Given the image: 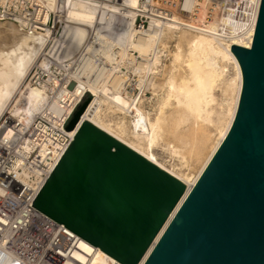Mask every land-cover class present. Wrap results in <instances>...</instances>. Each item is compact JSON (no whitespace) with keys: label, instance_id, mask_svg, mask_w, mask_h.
I'll use <instances>...</instances> for the list:
<instances>
[{"label":"bare ground","instance_id":"obj_1","mask_svg":"<svg viewBox=\"0 0 264 264\" xmlns=\"http://www.w3.org/2000/svg\"><path fill=\"white\" fill-rule=\"evenodd\" d=\"M261 2L177 0V6L165 7L169 14H159L142 0H65L62 36L52 44L49 42L53 36L51 27L32 34L14 23L0 20V31H9L7 43L4 39V44H0V119L8 110L0 123V146L11 145L9 141L47 103L59 114L63 108L71 111L78 99L90 93L94 98L81 122H93L187 185L186 193L157 236V242L234 121L243 73L231 48L235 44L252 46ZM153 3L162 5L160 0ZM47 6L44 21L49 20L50 11L58 12L60 8L56 0H48ZM196 9L198 14L194 12ZM140 13L148 16V28L138 26ZM172 41L176 42L174 46ZM60 52L79 67L73 74L74 86L57 91L53 98L49 93L53 88L46 84L38 86L30 81L24 89L36 59L39 58L35 67L50 66L48 54L62 63ZM229 66L234 68L235 75L227 74ZM159 76L163 77L162 82L157 80ZM131 84L141 93L130 96ZM217 88L222 92V99L215 106ZM144 90H152L153 98L158 100L153 111L144 106L148 102ZM206 124L213 125L219 137L212 143L195 177L170 169L158 159L153 146L168 131L180 144V148L175 147L177 152L187 150L190 158H200L211 135L200 136L197 131ZM69 131L74 135L77 129ZM187 159L184 158L185 162ZM153 246L139 264H144ZM76 255L90 264H122L84 238Z\"/></svg>","mask_w":264,"mask_h":264},{"label":"water","instance_id":"obj_2","mask_svg":"<svg viewBox=\"0 0 264 264\" xmlns=\"http://www.w3.org/2000/svg\"><path fill=\"white\" fill-rule=\"evenodd\" d=\"M231 50L243 73L234 121L157 242L186 183L89 120L38 193L36 209L122 264H139L153 244L144 264H264V0L252 46Z\"/></svg>","mask_w":264,"mask_h":264},{"label":"built area","instance_id":"obj_3","mask_svg":"<svg viewBox=\"0 0 264 264\" xmlns=\"http://www.w3.org/2000/svg\"><path fill=\"white\" fill-rule=\"evenodd\" d=\"M47 1L0 0V20L14 23L32 34L51 27L53 36L49 42L52 44L62 36L64 22L61 15L66 8L63 6L65 0H56L59 11H50L49 20L44 21V13L48 12ZM160 1L161 6L154 5L153 0H142V3L151 9L154 7L159 14H169L165 7L178 4L177 0ZM139 19L143 27L149 23L147 15L140 13L137 22ZM61 54L62 63L48 54L46 59L51 61L50 66H36L30 75L34 85L46 84L53 88L49 92L51 98L61 89H71L76 83L73 74L79 70L77 64L70 63L69 57L58 53ZM87 98L91 100L94 96L89 93L73 106L68 103L71 111L63 108L59 114L47 103L9 141L11 145L0 146V264H90L89 260L83 261L76 255L81 251L82 237L34 205L41 188L74 140L76 133L73 135L67 124ZM79 126L80 123L75 129L78 130Z\"/></svg>","mask_w":264,"mask_h":264},{"label":"rangeland","instance_id":"obj_4","mask_svg":"<svg viewBox=\"0 0 264 264\" xmlns=\"http://www.w3.org/2000/svg\"><path fill=\"white\" fill-rule=\"evenodd\" d=\"M3 22H7V21H3ZM137 23H138V26H142V21L140 19L138 20ZM148 27H149V23L148 24L146 23L145 24V28H148ZM0 34H1L0 35V44L2 43V40H4V39H5V41H3V42L4 43H7L8 39H9V36H8L9 35V31L8 30H5V29L4 30L1 29ZM4 43H2V44H4ZM175 44H176L175 41H172L171 42V45L172 46H174ZM36 60L38 62L39 58L36 59ZM40 60H41V58H40ZM37 62H36V64H37ZM35 65H33L30 68L29 72H28L29 75L27 76V78L25 80L24 89L26 87L25 85H27L30 82V75L34 71ZM227 69H228L227 70V74L229 76L230 75H232V76L235 75V70H234V68H232V66H229ZM231 73H233V74H231ZM130 77H131V75L129 76V78ZM157 80L160 81V82H162L163 81V77L162 76H159ZM132 85H135V84H131V86L128 88V91H129V95L130 96H135V95L141 93L140 89L134 88V86H132ZM143 95L145 97H147V101H148V102L145 101L144 106L148 110L153 111L158 106V100L157 99L155 100V98H153L152 90L151 91L150 90H148V91H145L144 90L143 91ZM216 95H217L218 101H217V103H214L215 106L218 105V102L221 101V99H222V92H221L220 88H217ZM150 98H151L152 101L150 100ZM153 106H156V107L154 108ZM7 111L8 110H6L5 113L3 114V116L1 117L0 123L3 121V119L5 118V116H7V114H6ZM217 116L218 115H215V118H217ZM128 120H130V118ZM203 127H204V129L202 130ZM203 127L202 128H199L200 131L199 130L197 131L198 132V135L201 136L202 134H205V135L207 134V135H211V136L209 137L210 140H208L207 143H206L207 146L205 145L206 146L205 147L206 149H204L203 152H202V154L199 155L200 158L199 157L198 158L196 157L197 160H196L195 157H194V159L190 158V156H189L190 153H188L187 150H181L180 152H177L175 150L176 149L175 147L176 146L179 147L180 144L177 141V139L171 134V132L168 131L153 146L154 147L153 148L154 152L157 154V157H159L158 159L161 162L163 161V163L168 168H170V169H175L176 171L182 172V173H184V175H187L189 177H191V176L192 177H195L198 174V172L200 171V169L202 167V164L205 161V159L207 158L209 152L211 151V147L213 146L212 143L214 144L217 141L218 137H219V134H218V132L216 131V129H215V127L213 125L206 124ZM203 132H205V133H203ZM184 155H186V157H184L185 159H187V157H189V161H188V159H187L188 162L186 161L188 163L187 165H184V164H186V162H185V160L183 158ZM190 159H192L191 162H190ZM183 160H184V162H183ZM189 162H190V164H189ZM178 168H180L181 170H179Z\"/></svg>","mask_w":264,"mask_h":264},{"label":"snow or ice","instance_id":"obj_5","mask_svg":"<svg viewBox=\"0 0 264 264\" xmlns=\"http://www.w3.org/2000/svg\"><path fill=\"white\" fill-rule=\"evenodd\" d=\"M254 47V46H253Z\"/></svg>","mask_w":264,"mask_h":264}]
</instances>
